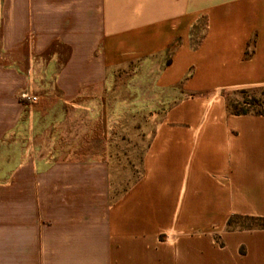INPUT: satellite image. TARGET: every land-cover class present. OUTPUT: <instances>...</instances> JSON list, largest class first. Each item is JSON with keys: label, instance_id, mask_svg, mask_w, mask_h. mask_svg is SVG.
I'll list each match as a JSON object with an SVG mask.
<instances>
[{"label": "crops", "instance_id": "crops-1", "mask_svg": "<svg viewBox=\"0 0 264 264\" xmlns=\"http://www.w3.org/2000/svg\"><path fill=\"white\" fill-rule=\"evenodd\" d=\"M154 59L173 102L116 195L91 102ZM261 86L264 0H0V264H264L227 230L264 218V116L227 109Z\"/></svg>", "mask_w": 264, "mask_h": 264}, {"label": "rangeland", "instance_id": "rangeland-1", "mask_svg": "<svg viewBox=\"0 0 264 264\" xmlns=\"http://www.w3.org/2000/svg\"><path fill=\"white\" fill-rule=\"evenodd\" d=\"M163 60L166 61V58ZM161 64L162 60L154 59L147 64L114 69L109 73L104 88L97 93L98 96L95 95L97 98L92 99L94 107L90 127L93 126L95 130L91 132L85 149L91 155L104 157L109 162L111 188L116 195L124 193L140 178L149 140L167 102H173L172 97L166 99L168 93L156 91L153 86L154 76ZM263 88L231 91L229 98L233 101L259 98L262 97ZM260 224L264 222L236 220L238 226L256 227Z\"/></svg>", "mask_w": 264, "mask_h": 264}, {"label": "trees", "instance_id": "trees-1", "mask_svg": "<svg viewBox=\"0 0 264 264\" xmlns=\"http://www.w3.org/2000/svg\"><path fill=\"white\" fill-rule=\"evenodd\" d=\"M169 62V61H168ZM227 109L233 115H256L264 116V88L262 97H251L245 98L243 101H233L227 98ZM243 219L250 222H264V218H252V217H240L233 216L229 219L227 223L228 231H242V230H264V224H260L256 227L251 225L248 226H238L236 225V220Z\"/></svg>", "mask_w": 264, "mask_h": 264}, {"label": "built area", "instance_id": "built-area-1", "mask_svg": "<svg viewBox=\"0 0 264 264\" xmlns=\"http://www.w3.org/2000/svg\"><path fill=\"white\" fill-rule=\"evenodd\" d=\"M30 100H31L32 102H36V101H37V98H36V97H31Z\"/></svg>", "mask_w": 264, "mask_h": 264}]
</instances>
